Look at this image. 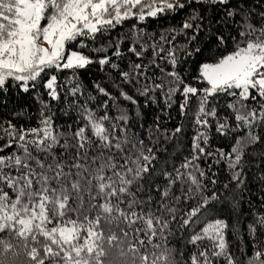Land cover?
<instances>
[{
    "label": "snow or ice",
    "instance_id": "snow-or-ice-1",
    "mask_svg": "<svg viewBox=\"0 0 264 264\" xmlns=\"http://www.w3.org/2000/svg\"><path fill=\"white\" fill-rule=\"evenodd\" d=\"M0 264H264V0H0Z\"/></svg>",
    "mask_w": 264,
    "mask_h": 264
},
{
    "label": "trees",
    "instance_id": "trees-1",
    "mask_svg": "<svg viewBox=\"0 0 264 264\" xmlns=\"http://www.w3.org/2000/svg\"><path fill=\"white\" fill-rule=\"evenodd\" d=\"M159 27H160V25L158 23L149 22L148 30L151 31V29H153V28H157L158 29ZM125 30H127V29L125 28ZM93 78H94V76H93L92 73H88V72L82 73V79L85 82H87V81H89V80H91ZM145 111L148 113V119L150 121L152 119V115L153 114L148 109H145ZM173 116H175V113L174 112H173ZM216 143H219V141H216ZM252 195L253 196H259L260 193H259V191L257 189L253 188Z\"/></svg>",
    "mask_w": 264,
    "mask_h": 264
}]
</instances>
